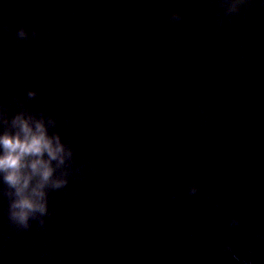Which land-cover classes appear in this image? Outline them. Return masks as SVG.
Instances as JSON below:
<instances>
[{
  "label": "water",
  "instance_id": "95a60500",
  "mask_svg": "<svg viewBox=\"0 0 264 264\" xmlns=\"http://www.w3.org/2000/svg\"><path fill=\"white\" fill-rule=\"evenodd\" d=\"M19 116L64 162L28 227L0 175V264H264V0H0Z\"/></svg>",
  "mask_w": 264,
  "mask_h": 264
},
{
  "label": "clouds",
  "instance_id": "9594fccd",
  "mask_svg": "<svg viewBox=\"0 0 264 264\" xmlns=\"http://www.w3.org/2000/svg\"><path fill=\"white\" fill-rule=\"evenodd\" d=\"M21 35L24 33L21 32ZM15 124L19 128L15 135H0V175L6 184L15 189L17 199L11 206V218L28 227L35 213H47L44 189L54 175L52 161L63 163L65 148L58 136H48L41 122L33 127L29 120L19 116ZM34 177H39L35 186L32 183ZM66 183L57 181L54 186L59 188Z\"/></svg>",
  "mask_w": 264,
  "mask_h": 264
}]
</instances>
